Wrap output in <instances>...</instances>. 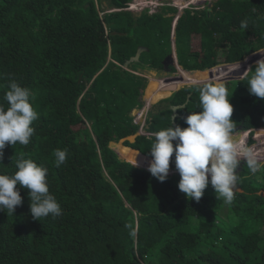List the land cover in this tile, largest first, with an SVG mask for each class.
I'll return each mask as SVG.
<instances>
[{
  "label": "trees",
  "instance_id": "1",
  "mask_svg": "<svg viewBox=\"0 0 264 264\" xmlns=\"http://www.w3.org/2000/svg\"><path fill=\"white\" fill-rule=\"evenodd\" d=\"M130 2L0 0V105L8 107L4 94L15 80L32 92L39 113L31 142L4 149L0 174H14L21 157L48 168L50 193L63 210L56 219L33 220L29 190L18 185L22 206L0 212V264H264V164L253 175L241 155L232 203L218 199L211 184L196 202L178 189L175 154L160 182L110 146L136 136L124 141L133 152L119 154L150 163L155 133L186 128L183 118L202 111L200 89L207 84L152 78L157 86L146 94L144 115L157 94L175 93L137 136L132 113L143 106L147 73L166 69L172 49L170 72L211 70L209 84L225 85L241 147L244 132L264 135V99L247 85L252 72L230 76L264 52V0H217L212 10L164 8L152 16L124 11ZM167 11L176 14L166 17ZM139 47L147 52L125 68ZM182 105L173 121V108ZM255 147L264 160V141ZM57 148L68 149L59 168Z\"/></svg>",
  "mask_w": 264,
  "mask_h": 264
},
{
  "label": "clouds",
  "instance_id": "2",
  "mask_svg": "<svg viewBox=\"0 0 264 264\" xmlns=\"http://www.w3.org/2000/svg\"><path fill=\"white\" fill-rule=\"evenodd\" d=\"M241 27L246 28L247 21H242ZM245 72H252L247 83L250 94L264 99V59L257 62L255 71L249 68ZM7 88L4 100L8 107L0 105V164H3L6 146L17 143L27 146L31 142L36 131L32 125L39 119V113L33 106V94L28 88L15 80L9 81ZM199 100L202 111L192 112L183 118L188 127L172 125L155 133L148 171L160 182H165L175 154V169L181 177L178 189L187 198L199 202L211 184L217 198L231 204L241 155L253 175L261 170L262 165L255 145L241 147L234 140L236 123L232 120L233 106L225 85H205L200 89ZM53 156L55 167L59 168L66 162L68 149L57 148ZM16 168L18 170L12 175L0 174V212L7 209L8 213L15 214L17 207L22 206L19 185L29 190L33 220L60 217L63 210L50 193L48 168L23 157L16 162Z\"/></svg>",
  "mask_w": 264,
  "mask_h": 264
},
{
  "label": "rangeland",
  "instance_id": "3",
  "mask_svg": "<svg viewBox=\"0 0 264 264\" xmlns=\"http://www.w3.org/2000/svg\"><path fill=\"white\" fill-rule=\"evenodd\" d=\"M150 2H151V0H149ZM148 0H144V3L146 2V4H143L142 3V1H138V2H136L135 3V5H134V2H135V0H131V2L128 4V6H127V9H131V11L133 12V14H135L136 16H139V15H141L142 13H155V11H156V13L158 12V13H160V12H162L161 10H162V8L161 7H159V8H155V7H157L158 6V1H160V0H156L155 1V3L152 5L150 2H149ZM196 1H199V0H163V1H160L161 2V5H165V6H170L171 4H175V5H177L178 7H182V8H175V9H177V10H183V9H192V10H194V11H202V10H205V9H207V10H212L211 9V6H212V3H214V2H216L217 0H209L208 2H203L202 4H193V3H195ZM159 2V3H160ZM133 5H134V7L136 8V9H134V10H132V7H133ZM154 9V10H153ZM155 9H158V10H155ZM116 9H113L112 11H115ZM131 12V13H132ZM176 14V12H169V11H167L166 12V14H165V16L166 17H168V16H172V15H175ZM149 15H151V14H149ZM196 51H199V49H196L195 47H193ZM145 52H147V51H145ZM176 54H177V52L176 53H174L173 52V49H172V53H170V55H172V57L173 58H176ZM261 56V57H260ZM260 57V58H259ZM253 58H254V60H252V63L250 62V64L251 65H254V64H257V62L259 61V60H261V59H264V52L262 53H259V55L258 54H256L255 56H253ZM251 65H247V68L246 69H241V70H239V71H237L235 74L234 73H232L230 76H233V78L232 79H234V80H239V79H243V78H245L244 76H247L248 75V73L249 72H245V71H247L250 67H251ZM129 66V65H128ZM127 65H126V67L125 68H127L128 67ZM170 75V74H169ZM147 76H148V78H150V79H155L156 81L157 80H162V79H164V78H167L166 76V74H156V73H147ZM175 76H178L177 74L175 75ZM150 81V80H149ZM157 82H159V81H157ZM150 83V82H149ZM167 83H170V82H167ZM151 84V83H150ZM149 85V84H148ZM195 85V84H194ZM193 85V86H194ZM199 85H201V84H199ZM153 86L154 87H152V85H150V87H147L146 88V90H145V92H144V97L142 98V100H143V102H144V104H145V107H146V104L148 103V99H147V96H146V93H150V91H152V89L153 88H156V83H154L153 84ZM184 86H186V87H188V85H183V86H181V87H184ZM173 88H175V87H173ZM179 90H181V89H179ZM178 90V91H179ZM164 92H167L168 91V89H165V90H163ZM178 91H176V92H178ZM175 93V91H173V92H168L167 94H164V93H162V95L158 98V99H156L154 102H151V104H150V112H149V114L150 115H152V113L153 112H157V110H158V108H162V107H165V105L163 104V105H161V101H159V100H163V99H168V98H170L173 94ZM157 101H159V102H157ZM157 102V103H156ZM156 103V104H155ZM145 107H144V109H145ZM144 109H143V111H141L140 109L138 110V111H134L133 113H132V117H133V123L135 124V125H138L139 126V133H138V135H140L141 133H142V131H143V125H144V122H145V116L146 115H144L142 112H144ZM148 113V110L146 111V114ZM150 115L148 116V118L150 117ZM143 132H145V131H143ZM244 133H247L248 134V142H247V144H246V146L245 147H247V146H252V145H249L248 143H249V139H252V140H254V141H256L253 145H255V146H259L263 141H264V135L263 134H261V133H259V131H255V133H253V134H251V135H249V133L250 132H244ZM240 133H238V134H234L233 135V137H234V140H235V142H237V143H239V140H240ZM263 136V137H262ZM262 137V138H261ZM134 137H132L131 139H129V141L130 142H133L134 141V139H133ZM240 143H241V141H240ZM239 143V144H240ZM112 147H113V149L114 150H116L117 151V153H118V156L121 158V159H123V160H127V161H129V162H131L132 164H134L136 167H138V168H145V169H147L148 170V167H149V162H148V160H147V158L146 157H144V156H141V157H139V159L138 158H136V159H134L133 157H131V155H127V156H125V155H120L119 154V151H121V150H126V149H128V147L127 146H125L124 145V142L123 141H120V143H118V144H115V143H113L112 145H111ZM128 150H130V149H128ZM133 152V151H132ZM261 164H264V160H261V161H259ZM175 173H172V174H170V175H174ZM226 204V203H225ZM223 211V210H222Z\"/></svg>",
  "mask_w": 264,
  "mask_h": 264
},
{
  "label": "bare ground",
  "instance_id": "4",
  "mask_svg": "<svg viewBox=\"0 0 264 264\" xmlns=\"http://www.w3.org/2000/svg\"><path fill=\"white\" fill-rule=\"evenodd\" d=\"M156 1V0H155ZM155 1H154V3H155ZM160 1H163V0H160ZM160 1H158V6L157 7H155V8H159V7H161L162 8V10L164 9V8H172V9H175V8H182V7H178L177 5H175V4H171L170 6H165V5H161V2ZM177 1V0H176ZM209 0H199V1H196L195 3H193V4H202L203 2H208ZM160 2V3H159ZM151 3V2H150ZM154 3H151L152 5L154 4ZM215 3V2H214ZM214 3H212V6H211V9H212V7H213V4ZM143 4H146V2L144 3V0H143ZM119 11H122V10H120V9H118ZM124 11H129V12H132L131 11V9H123ZM154 10V9H153ZM155 10H158V9H155ZM161 10V11H162ZM176 11H183V10H187V9H183V10H177V9H175ZM188 10H192V9H188ZM192 11H194V10H192ZM133 13V12H132ZM158 13V12H157ZM156 13V11H155V13H147L148 15L149 14H151V15H149V16H152V15H154V14H157ZM143 14V13H142ZM139 48H144V49H146V50H144V52L145 51H147V48H145V47H139ZM138 48V49H139ZM138 52V51H137ZM143 52V53H144ZM142 53V54H143ZM137 54V53H136ZM141 54V55H142ZM136 56V55H135ZM134 56V57H135ZM141 57V56H140ZM133 58V57H132ZM140 60V59H139ZM129 61V60H128ZM127 63V62H126ZM126 63H125V67H126ZM132 63V62H131ZM131 63H129L128 65H130ZM127 65V66H128ZM166 71V72H165ZM190 72H199L200 73V76L201 77H190L189 79L187 78V77H185V75L187 74V73H190ZM156 74H166L167 76V78H164V79H162V80H160V81H165V82H177V81H181V80H183V79H187L189 82H191V83H193V85L194 86H203L204 84H209V83H211L212 81H213V79H214V76H213V73H212V71L211 70H204V71H186V72H181V73H172V72H170L169 70H166V69H163V71H161V72H156ZM170 74V75H169ZM178 75V76H175V75ZM180 76H182V77H180ZM148 77V76H147ZM149 80H151L150 78H148V82H149ZM199 84H201V85H199ZM150 85H152V87H153V83L152 84H150ZM191 87H193V86H191ZM189 88V87H188ZM181 90H183V89H181ZM180 91V90H179ZM145 92V91H144ZM147 94V93H146ZM150 94H151V92H150ZM144 97V93H143V96H142V98ZM159 98V95L157 94L156 96H155V99L154 100H156V99H158ZM163 100H166V99H163ZM163 100H159V101H163ZM143 101V100H142ZM159 101H157V102H159ZM156 102V103H157ZM155 103V104H156ZM187 104V103H186ZM185 104V105H186ZM185 105H182L183 106V108L185 107ZM144 107H145V104H144V102H143V106H142V108L140 109L141 111H143V109H144ZM151 107V106H150ZM149 107V108H150ZM176 107H180V106H176ZM181 108V107H180ZM179 108V109H180ZM139 110V109H138ZM138 110H134V111H138ZM150 110V109H149ZM178 110V109H177ZM133 111V112H134ZM149 112L150 111H148V113L146 114V116H145V122H144V125H143V128L142 129H145V128H147L148 127V125H147V122H148V120H149V118H148V116L150 115L149 114ZM174 112V111H173ZM177 113V112H176ZM173 116H174V114H173ZM172 119H173V117H172ZM176 119V118H175ZM175 119H173V121H175ZM139 133V132H138ZM137 136H139L138 134H137ZM136 137V136H135ZM135 137L133 138V139H135ZM132 138V137H131ZM131 138H127V139H124V140H122L123 142L125 141V140H129V139H131ZM134 142V141H133ZM113 143H115V144H118V143H120V142H112L111 144H110V146L113 144ZM111 148L113 149V147L111 146ZM128 149H130L131 150V148H128ZM114 150V149H113ZM116 153H117V151L116 150H114ZM132 151V150H131ZM117 155H118V153H117ZM145 157V156H144Z\"/></svg>",
  "mask_w": 264,
  "mask_h": 264
},
{
  "label": "water",
  "instance_id": "5",
  "mask_svg": "<svg viewBox=\"0 0 264 264\" xmlns=\"http://www.w3.org/2000/svg\"><path fill=\"white\" fill-rule=\"evenodd\" d=\"M144 50H146V49H144V48H139L138 49V52H137V54H136V56L135 57H133V58H131L129 61H127V63H126V65H128L129 63H131V62H138L139 61V59H140V56H141V54L144 52ZM173 64V60H172V56L170 55V56H168L167 58H166V60L164 61V66H165V68H166V70H169V65H172ZM180 107H174L173 108V111H174V116H173V119H175L176 117H177V109H179Z\"/></svg>",
  "mask_w": 264,
  "mask_h": 264
}]
</instances>
